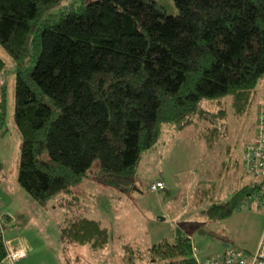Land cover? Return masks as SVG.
Masks as SVG:
<instances>
[{
    "label": "trees",
    "instance_id": "16d2710c",
    "mask_svg": "<svg viewBox=\"0 0 264 264\" xmlns=\"http://www.w3.org/2000/svg\"><path fill=\"white\" fill-rule=\"evenodd\" d=\"M59 1L0 0V49L14 72L11 122L20 138L15 180L37 204L73 193L94 161L98 183L129 186L162 125L204 123L210 147L226 99L244 116L264 88V0H172L175 16L153 0H80L49 14ZM5 117L4 80L0 135ZM253 191L264 192V175L209 206L206 218L230 215ZM59 234L66 251H100L109 240L83 217L65 219ZM190 245L178 233L148 249L142 264H192Z\"/></svg>",
    "mask_w": 264,
    "mask_h": 264
},
{
    "label": "rangeland",
    "instance_id": "374dc122",
    "mask_svg": "<svg viewBox=\"0 0 264 264\" xmlns=\"http://www.w3.org/2000/svg\"><path fill=\"white\" fill-rule=\"evenodd\" d=\"M153 1L167 15L177 14L172 0ZM79 3L60 0L48 12L55 15ZM0 58L4 62L0 74L5 80L6 108L0 135V216L10 222L3 237L16 238L29 250L26 259L17 264H142L148 249L162 241L173 242L178 233L188 238L201 258L223 251L224 244L251 252L264 238V208L256 203L239 206L223 218L207 219L204 213L251 181L238 164L243 148L251 141L255 105L246 115L235 116L226 99L219 137L210 147L205 142L204 123L195 122L181 130L162 125L154 146L140 154L129 186L114 189L98 183L95 179L100 170L94 161L87 181L73 193L37 204L15 180L20 138L11 122L14 72L1 49ZM254 97L264 98L262 84ZM156 181H162L166 191L150 192L149 184ZM79 217L97 221L107 230L109 240L104 249L92 252L87 247L66 246V251L59 227L65 219ZM128 248L137 249L141 259Z\"/></svg>",
    "mask_w": 264,
    "mask_h": 264
},
{
    "label": "built area",
    "instance_id": "2783aa9c",
    "mask_svg": "<svg viewBox=\"0 0 264 264\" xmlns=\"http://www.w3.org/2000/svg\"><path fill=\"white\" fill-rule=\"evenodd\" d=\"M4 78L0 75V104L2 103V89ZM253 134L240 155V165L245 175L249 177H261L264 175V98L257 100L254 110ZM150 192L164 190V184L160 181L150 183ZM264 208V192L253 191L245 195L241 200V206L254 204ZM9 218L0 216V243L4 249V256L0 264H17L26 259L28 248L21 245L16 238L5 240L4 229L9 226ZM190 257L192 264H264V238L259 239L254 250L242 251L229 245L221 252L211 254L208 257H200L198 250L190 245Z\"/></svg>",
    "mask_w": 264,
    "mask_h": 264
},
{
    "label": "water",
    "instance_id": "95a60500",
    "mask_svg": "<svg viewBox=\"0 0 264 264\" xmlns=\"http://www.w3.org/2000/svg\"><path fill=\"white\" fill-rule=\"evenodd\" d=\"M227 246H228L227 244H224V245H223V248H226Z\"/></svg>",
    "mask_w": 264,
    "mask_h": 264
},
{
    "label": "crops",
    "instance_id": "0c3cea01",
    "mask_svg": "<svg viewBox=\"0 0 264 264\" xmlns=\"http://www.w3.org/2000/svg\"><path fill=\"white\" fill-rule=\"evenodd\" d=\"M162 182V181H161ZM163 183V182H162ZM164 184V183H163ZM164 186H165V184H164ZM166 191V190H165ZM248 252V251H247Z\"/></svg>",
    "mask_w": 264,
    "mask_h": 264
}]
</instances>
